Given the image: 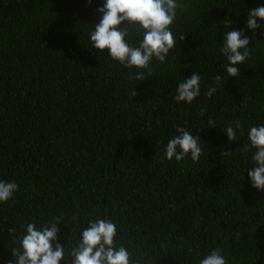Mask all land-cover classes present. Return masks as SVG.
I'll return each mask as SVG.
<instances>
[{
    "label": "trees",
    "instance_id": "16d2710c",
    "mask_svg": "<svg viewBox=\"0 0 264 264\" xmlns=\"http://www.w3.org/2000/svg\"><path fill=\"white\" fill-rule=\"evenodd\" d=\"M177 2L176 47L137 81L134 68L89 45L103 0H0V181L18 185L0 203V264L14 259L28 223L54 218L65 252L90 221L106 219L130 264H199L217 248L226 264H264V191L248 178L255 150L241 151L249 129L264 125V25L246 28L264 0ZM240 29L250 55L227 77L221 43ZM193 72L199 97L177 103ZM216 75L226 83L208 98ZM177 127L198 136V162L162 159Z\"/></svg>",
    "mask_w": 264,
    "mask_h": 264
},
{
    "label": "clouds",
    "instance_id": "9594fccd",
    "mask_svg": "<svg viewBox=\"0 0 264 264\" xmlns=\"http://www.w3.org/2000/svg\"><path fill=\"white\" fill-rule=\"evenodd\" d=\"M91 2L92 0H88V3ZM183 7L177 0H103L102 7L97 9L102 14L101 19L89 33V45L99 50L101 55L107 49L108 58L119 62L125 68L136 70L135 76H130V79L142 81L146 76L141 69L147 70L148 76H151L150 63L153 58L164 62L170 50L176 47L177 39L169 26L177 15V9ZM262 25L264 6L250 9L246 28L254 31ZM224 26L227 28L229 21ZM131 31L142 33L138 46H133L126 40ZM244 31H227L221 43L220 52L228 62L225 65L227 77L240 76L239 66L250 55V38L244 35ZM183 39L181 34L179 40ZM226 78L216 75L214 86L207 90L206 97L211 98L217 91L215 85L222 84L224 87ZM200 81L201 76L194 72L190 77L184 78L176 88V102L191 104L200 95ZM135 95L136 92L131 90V97ZM208 123L213 125L214 121L209 120ZM234 123L235 129L241 127L239 121ZM235 129L229 126L223 130L229 142L236 140ZM176 132L177 135L167 142L162 159L171 161L174 158L179 162L190 154L191 160L198 162L202 155V143L198 136H193L185 127H177ZM248 141L250 143L241 151L254 149L252 160L257 165L248 172V178L253 188L264 191V125L251 127ZM17 188L18 185L14 182L0 181V203L12 198ZM59 224L61 222L58 218L40 227L35 223H28L19 247H14L11 251L14 259L9 264H60L66 256L71 257L70 264H130L131 253L122 245L117 247L115 243L117 227L113 222L106 219L90 221L80 233L79 241L67 252L57 242ZM142 260L143 257H140L136 264H141ZM199 264H226V259L221 254V249L217 248L200 260Z\"/></svg>",
    "mask_w": 264,
    "mask_h": 264
}]
</instances>
